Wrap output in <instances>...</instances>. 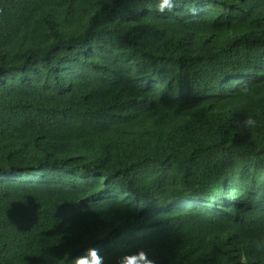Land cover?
I'll list each match as a JSON object with an SVG mask.
<instances>
[{"label":"trees","instance_id":"trees-1","mask_svg":"<svg viewBox=\"0 0 264 264\" xmlns=\"http://www.w3.org/2000/svg\"><path fill=\"white\" fill-rule=\"evenodd\" d=\"M156 4L0 0V264H264V0Z\"/></svg>","mask_w":264,"mask_h":264},{"label":"clouds","instance_id":"clouds-1","mask_svg":"<svg viewBox=\"0 0 264 264\" xmlns=\"http://www.w3.org/2000/svg\"><path fill=\"white\" fill-rule=\"evenodd\" d=\"M180 6V0H157L156 8L160 14L174 13ZM237 94L248 97L253 93V87L247 82H236L233 85ZM242 125L246 128L256 127V120L249 116L245 118ZM264 248V242L257 244V249ZM69 257V264H106L105 258L100 254V249L90 247L82 255L72 257L70 253H66ZM242 264H245L244 258H241ZM115 264H157V261L149 254L144 247L137 248L135 252L125 253L119 256Z\"/></svg>","mask_w":264,"mask_h":264}]
</instances>
